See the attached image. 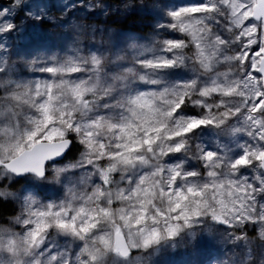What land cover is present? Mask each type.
I'll return each mask as SVG.
<instances>
[{
  "label": "snow or ice",
  "instance_id": "snow-or-ice-1",
  "mask_svg": "<svg viewBox=\"0 0 264 264\" xmlns=\"http://www.w3.org/2000/svg\"><path fill=\"white\" fill-rule=\"evenodd\" d=\"M77 8L136 10L0 6V264H154L189 247L264 264V0L161 7L146 43Z\"/></svg>",
  "mask_w": 264,
  "mask_h": 264
},
{
  "label": "rangeland",
  "instance_id": "rangeland-1",
  "mask_svg": "<svg viewBox=\"0 0 264 264\" xmlns=\"http://www.w3.org/2000/svg\"><path fill=\"white\" fill-rule=\"evenodd\" d=\"M145 1V2H144ZM14 2V0H4L3 2H0V6H4V7H10L11 4ZM36 3H40L41 0H35ZM85 3L88 2V0H84ZM92 2H95V0H92ZM104 2L108 5H114V3H110V0H104ZM200 2V0H137L136 2H133L136 6V8H139L141 10L144 9V6H148L151 8L153 14L151 15V17L149 19H146L145 23L148 25V27H146V24H133L135 27H132L131 25L126 26L127 28H125L124 30L127 32V34L132 33L135 34L136 36L140 37V33H144L142 32L143 30H141L138 26L145 27L147 28V32L144 34L145 37H147L146 35H148L150 38H152L153 34H154V29H155V25L154 24V28L153 29H149L150 27H152L153 25H151L152 22H156L159 20L161 22H164L167 20L166 17H164L163 12L160 10L161 7H167V8H176V7H180V6H186L189 4H194V3H198ZM56 3L59 4H63V3H68V0H56ZM55 11V10H54ZM58 13V12H56ZM73 15L75 17H85L88 16V20H86L85 22L90 21L93 24H97L101 27H111L114 28L113 25L110 23L111 21H107L105 23H103V19L107 18L106 16H104L102 13H100V11L94 10L92 12L91 15H89L85 9L83 8H77L75 10V12L73 13ZM141 17H143V15H140ZM137 17V16H136ZM138 17V18H141ZM124 17L120 18V21L123 22ZM19 22V21H18ZM150 23V25H149ZM138 25V26H137ZM170 36H176L175 34H179V33H175L174 31H170L169 32ZM165 35L167 36L168 34L165 33ZM183 35V34H182ZM141 38V37H140ZM183 38V37H180ZM142 42H145L142 40ZM146 43V42H145ZM40 192H42L44 195H46L45 197L51 198V199H56V195L55 193L51 190V189H45V188H41L39 189ZM42 198V197H41ZM158 256L154 257V264H163L164 260H160V258H158ZM165 261L167 262V264H173L172 258L170 256L166 257Z\"/></svg>",
  "mask_w": 264,
  "mask_h": 264
},
{
  "label": "trees",
  "instance_id": "trees-1",
  "mask_svg": "<svg viewBox=\"0 0 264 264\" xmlns=\"http://www.w3.org/2000/svg\"><path fill=\"white\" fill-rule=\"evenodd\" d=\"M4 0H0V2H3ZM137 0H132V2H136ZM176 1V0H175ZM117 0H110V3H116ZM145 2V1H144ZM57 15L59 13H56ZM153 14L152 10L150 7L148 6H144V9L141 10L139 8H136V10L133 13H130L127 17L123 18V22L120 21L121 17H117V16H110L107 17L105 19H103V23L107 22V21H111L110 23L113 25L114 28H116L118 25L121 28V35L122 36H127V32L124 30L125 28H127L126 26L131 25L132 27H135L133 24H143L145 25V21L146 19H149L151 17V15ZM140 15H143V17H141ZM137 16V17H136ZM141 17V18H138ZM154 24H156V22H152L151 25H153L152 27H150L149 29H153L154 28ZM150 25V23H149ZM138 26V25H137ZM141 30H143L142 32L144 33H140V37H141V41H145L148 42L151 38L146 35L147 37L144 36V34L147 32V28L145 27H140L138 26ZM146 27H148V25L146 24ZM154 31V30H153ZM171 30H167L165 31L166 34H168L167 36H170L169 32ZM164 33V34H165ZM176 33V32H175ZM176 36H171V37H183L182 34H175ZM221 70H226V69H221ZM181 75H183V73H179L176 74L173 78H179ZM43 196L45 197L46 195L43 194ZM43 198V197H42ZM11 214V209H8L5 212L6 216H9ZM199 251H196L195 249L189 247L187 249L185 248H178L176 251H172L170 249H164L161 251V253L159 254L160 260H164L163 264H167V262L165 261L166 257L170 256L172 258L173 264H189L190 262H192V259L194 258L195 255L198 254ZM201 257L206 261L208 259V257L217 255L218 253L216 251H213L211 253L209 252H205V251H200Z\"/></svg>",
  "mask_w": 264,
  "mask_h": 264
}]
</instances>
